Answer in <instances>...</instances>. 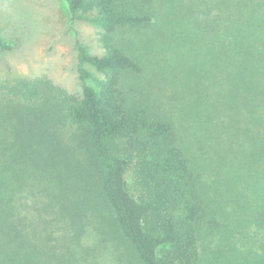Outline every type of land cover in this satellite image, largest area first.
I'll list each match as a JSON object with an SVG mask.
<instances>
[{
    "label": "trees",
    "instance_id": "1",
    "mask_svg": "<svg viewBox=\"0 0 264 264\" xmlns=\"http://www.w3.org/2000/svg\"><path fill=\"white\" fill-rule=\"evenodd\" d=\"M63 2L99 51L79 95L0 81V264H231L246 221L264 249V0Z\"/></svg>",
    "mask_w": 264,
    "mask_h": 264
},
{
    "label": "rangeland",
    "instance_id": "2",
    "mask_svg": "<svg viewBox=\"0 0 264 264\" xmlns=\"http://www.w3.org/2000/svg\"><path fill=\"white\" fill-rule=\"evenodd\" d=\"M97 32L94 25L72 22L63 0H0V36L15 45L12 50H0V81L16 77L44 78L70 95H79L81 85L76 71L75 41L80 40L98 52ZM189 123L188 131L194 132V122ZM191 146L186 154L194 170V143ZM203 175L209 182L210 170ZM39 184V181L34 183L35 189L43 186ZM29 186H22L23 191L16 200L21 215L28 214L32 202L39 198L35 190L28 193ZM261 187L257 183L252 188L260 193ZM109 232L112 239L108 241V258L114 259L118 252L131 261L133 255L125 249L118 232ZM246 232L251 241L246 246L238 245L237 258L229 259V263L264 264L262 228L246 221L244 226L233 228L232 236L238 239ZM211 264L222 262L213 259Z\"/></svg>",
    "mask_w": 264,
    "mask_h": 264
}]
</instances>
